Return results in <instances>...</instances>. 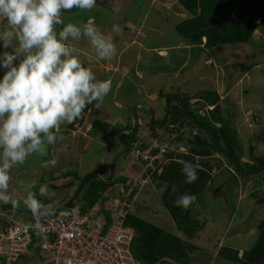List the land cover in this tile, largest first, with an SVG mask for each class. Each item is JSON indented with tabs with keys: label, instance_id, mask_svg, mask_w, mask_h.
Here are the masks:
<instances>
[{
	"label": "rangeland",
	"instance_id": "1",
	"mask_svg": "<svg viewBox=\"0 0 264 264\" xmlns=\"http://www.w3.org/2000/svg\"><path fill=\"white\" fill-rule=\"evenodd\" d=\"M100 1L105 6H96L91 10L76 9L74 14L69 13L68 10V13L62 11L63 24L58 25L56 30L61 31L67 23L81 26L85 23L84 16L87 15L104 34L112 36L117 53L110 60L98 59L87 38L81 37L79 41L69 38L76 48H81L83 55L80 56L78 50L79 58L87 67L92 68L97 79L112 81L111 91L99 108L94 105L93 113L92 111L83 113L79 118L80 122L76 120L72 124L64 123L61 124L58 132L53 130L58 136L66 139L58 140L54 145H48L47 154H33L23 165L13 169L10 191L16 203L0 202V222L5 220L7 214H11L15 220H26L27 215L20 209L29 211L24 204V199L27 196L25 187L30 183L36 185L32 191L39 199L48 201L52 207H57L66 199L68 201L75 193L86 173L100 170L108 175L112 160L124 147L115 139L108 136L105 138L103 134L90 129V124L96 119L108 122L110 125L115 123L118 126H125L127 124L131 128L133 125L131 109L136 103H145L152 109L153 122L157 126L165 114V102L169 96L174 95L187 101L197 92L213 90L219 95L217 102L205 106L201 104L200 99L192 100L190 103L193 112L199 116L209 115L210 111H217L215 106L218 105L219 113L229 121L227 123L237 133L239 149L235 153L240 157L241 167L250 165V155H264V104L263 107L259 106L264 98V53H261V49H264V40H261L263 35L261 30L253 33L254 41L251 44L222 46L211 50L201 49L195 45H189L177 33L175 25L188 16L181 10L176 0H121L116 12L109 9L112 7L107 2L109 0ZM176 10L179 12L175 13ZM113 25L120 26L119 34L112 31ZM2 51L4 49H1L0 53ZM94 59H97L100 64L95 63ZM257 63V67H254ZM109 67L115 70L111 69L108 72ZM0 70V79H2L6 70L3 68ZM224 82L226 84L223 86ZM136 113L139 128L135 141L130 149L117 160L113 175L115 182L99 201L100 204L97 205L99 210H94L93 207L90 211L93 217L90 216L100 225L105 222L104 214H112L116 200L121 198L120 192L123 186L119 177L123 176L131 181L142 167L134 151L147 145L150 134L156 133L162 137H166V134L171 137L172 134L169 131H162L164 127L157 129V132L146 129V125L150 124V114L144 106H137ZM74 125L77 126L74 127ZM195 130L206 138L202 129ZM71 132L72 138L69 134ZM65 144L67 151L62 148ZM250 148L254 151H250ZM215 156L218 155L215 154ZM54 157H58L57 164L54 167H44L45 162ZM221 159L228 165L227 161ZM209 160L205 157L200 161H204L211 167ZM225 175L223 171L218 177ZM255 177L264 182V170L248 176L249 179ZM254 182L251 180L249 184L252 185V189ZM44 184L56 193L53 198L48 199L39 195V188ZM153 190L146 191L147 193L142 196L139 206L134 211L141 218L150 219V222L160 227V211H164V208ZM207 190L198 196L199 204L197 202L194 206L195 211L204 210L203 215H200L201 218L206 216L205 218L208 219L204 229L199 232V237L203 242L206 238L212 244H217L220 240L223 244L219 252L221 249L225 252V247L230 248L224 236L226 220L230 217L232 208L223 204L225 207L220 209L218 206L220 200L215 202L205 200L208 198ZM200 201L208 205L205 207ZM257 220H264V214L260 215L259 209L254 210V214L249 216L242 226V231L247 232ZM246 236L244 244H249L248 246L251 247L258 233ZM204 253L200 252L201 257L197 259L196 264H205L210 252L206 250ZM219 258L226 260L222 254ZM219 258L216 262L214 259L212 264H233L228 263V260L218 263ZM24 264H29V261Z\"/></svg>",
	"mask_w": 264,
	"mask_h": 264
},
{
	"label": "trees",
	"instance_id": "2",
	"mask_svg": "<svg viewBox=\"0 0 264 264\" xmlns=\"http://www.w3.org/2000/svg\"><path fill=\"white\" fill-rule=\"evenodd\" d=\"M181 10L187 14V18L182 19L175 25V29L179 36L189 45L199 46L203 43L205 49L219 48L222 46L232 45H244L253 43V33L257 30H261L263 35L264 28V0H176ZM100 0H96V4L102 5ZM75 8L68 10L70 13ZM67 12V11H65ZM262 39L264 40V36ZM263 53H264V49ZM84 66L87 67L86 64ZM219 96L213 90L206 92H197L193 97H189L187 101L181 99V102L176 101L172 104L169 111L167 123L163 126L162 131H169L175 134L174 138H171L166 134L163 137L165 142L172 145V148L168 150L166 154V162L160 166V172L156 170L147 172L145 175L148 180L147 185L141 190V195L138 198L136 206L125 219V225L132 227L135 231V237L132 243V253L136 260L141 264H166L162 260L164 258L174 261L177 264H189V254L192 253L196 247L190 244L187 240H194L198 238L199 232L204 229L207 218H201V214L204 211H195L194 206L198 202V196L204 193L206 189L210 192L214 198H219L221 192L220 187L213 189V172L220 170L223 167V158L228 162L229 168H232L233 172L240 177L249 179L248 176L241 174L237 171L228 157L234 158L238 163L240 157L236 155V151L239 149L238 136L235 130L229 126V121L219 113L218 105L216 110L210 111L209 115L199 116L193 112L190 107V101L193 99H200L201 104L212 105L216 103ZM96 102L88 105L83 113L93 110ZM184 105L195 115L199 123L209 128L216 136L220 143L221 151H218L215 147L212 137L206 134V138L202 137L197 130V127L188 117ZM202 104V105H203ZM93 113V111H92ZM255 118V116H254ZM81 121V119H77ZM218 125V126H217ZM90 129L96 133L103 134V137H109L115 139L116 142L126 146L130 139L132 127L129 125L118 126L110 125L108 122L101 120H93L90 124ZM199 129V128H198ZM149 131L157 132L153 128H148ZM195 131V133H194ZM171 134V135H172ZM157 134H150L149 139L155 137ZM135 141V140H134ZM134 143V142H133ZM182 147L184 152H177V149ZM253 152V148L250 149ZM217 154L218 156H215ZM250 155L254 160L252 164H247L243 168L245 171L255 169L257 166L264 164V155ZM208 157L209 164H206L203 160ZM185 161L198 164L197 176L198 179L193 183H188L186 176L182 172V168ZM120 182L123 187L126 186L128 179L120 176ZM257 192L260 194H253L255 203L264 205V182L257 180ZM115 180L105 181L97 175L90 176L79 196L69 205V207H77L82 213L90 214L92 208L99 210L97 205L99 201L103 199L104 194L108 189L112 187ZM254 182V185L256 184ZM153 188H152V187ZM154 189L155 195L158 196L160 205L164 208V212L174 222L180 236L173 235L164 231L160 227L154 225L148 219L141 218L135 213V209L139 206L142 196L146 194L147 190ZM210 190V191H209ZM158 191V192H157ZM263 191V192H261ZM207 192V193H208ZM194 195L196 199L187 207L177 206L176 200L181 195ZM120 197L122 194L120 192ZM39 199V197H37ZM120 198V199H121ZM118 199V200H120ZM205 199V198H204ZM41 200V199H39ZM207 200V199H205ZM67 201V199H66ZM115 201V200H114ZM117 201V200H116ZM43 204H49L48 201H42ZM64 202V201H63ZM62 202V203H63ZM205 205L204 201H200ZM199 204V202H198ZM63 205V204H61ZM219 206V204H218ZM220 208V206H219ZM102 211V209L100 208ZM105 222L107 224L111 218V213H106ZM203 215V214H202ZM92 216V215H91ZM93 217V216H92ZM11 214H7L5 220L0 222L5 225L9 221ZM13 219V218H12ZM15 220V219H13ZM24 223H31L32 220L27 216L26 220H18ZM258 237L253 245L239 252L232 248H224V251L219 252L227 260L234 264H259L264 257V220L259 221L257 225ZM184 238L186 240H182ZM39 237L36 233L32 234V241L29 245V254L12 264H24L29 261V264H34L44 259V254L38 246ZM1 264H5L4 259H0Z\"/></svg>",
	"mask_w": 264,
	"mask_h": 264
},
{
	"label": "clouds",
	"instance_id": "3",
	"mask_svg": "<svg viewBox=\"0 0 264 264\" xmlns=\"http://www.w3.org/2000/svg\"><path fill=\"white\" fill-rule=\"evenodd\" d=\"M94 7L96 0H0V21H6L0 29V48L4 49L0 68L6 70L0 79V202L16 203L10 191L13 169L33 154H47L48 145L66 139L56 134L61 124H72L93 102L99 108L111 91L112 81L97 79L67 41L85 37L98 59L110 60L117 53L112 36L92 20L56 30L63 24L62 11ZM112 31L119 34L120 26L113 25ZM62 148L67 151L66 144ZM57 162L54 157L44 167ZM197 168L198 164L184 162L182 172L188 183L198 179ZM35 187L34 183L25 187L24 204L36 220L39 235L41 219L51 213L32 191ZM39 195L51 199L56 193L44 184ZM195 199L184 194L176 204L187 208Z\"/></svg>",
	"mask_w": 264,
	"mask_h": 264
},
{
	"label": "built area",
	"instance_id": "4",
	"mask_svg": "<svg viewBox=\"0 0 264 264\" xmlns=\"http://www.w3.org/2000/svg\"><path fill=\"white\" fill-rule=\"evenodd\" d=\"M174 137L172 134L171 138ZM170 148L172 145L156 135L145 147L134 151L142 167L122 188V198L116 201L105 225H100L77 207L69 206L41 219L39 235L34 227L35 219L24 223L9 218L5 225H0V259L3 258L5 264H12L27 256L32 234L36 233L44 259L34 264H141L132 253L135 231L125 225V219L148 183L145 175L155 170L160 172V166L167 163L166 154ZM178 151L184 149L179 147Z\"/></svg>",
	"mask_w": 264,
	"mask_h": 264
},
{
	"label": "crops",
	"instance_id": "5",
	"mask_svg": "<svg viewBox=\"0 0 264 264\" xmlns=\"http://www.w3.org/2000/svg\"><path fill=\"white\" fill-rule=\"evenodd\" d=\"M107 2L109 5H111L113 7V8L110 7L109 9H113L112 11L116 12L115 10L118 8V5L122 1L121 0H109ZM96 6L101 7V6H105V5L96 4ZM76 9L77 8H75L71 12L74 14L75 13L74 11H76ZM177 12H179V11L176 10L175 13H177ZM82 17H83V13H82ZM84 17L86 18L84 21L85 23H87L89 20H92V18L90 16L86 15ZM4 23H6V21H0V29H2L4 27ZM67 24H69V23H67ZM76 25H78V24H76ZM63 27H62V29H63ZM67 43L69 44V46L76 49V53L79 50V52H78L79 55L80 56L83 55V51H81V48L80 49L76 48L75 45L73 44L74 42H72L71 40H68ZM199 47L201 49H205L203 47V43ZM1 49L2 48H0V50ZM261 53H263L262 49H261ZM94 62L100 64V62L97 59H94ZM257 65H258V63L255 64L254 67H257ZM107 69H108V72H110L109 70H111V69L113 71L115 70V68H113V67H109ZM225 84L226 83L224 82L223 86ZM193 100H195V99H193ZM263 104H264V98L260 101L259 106L263 107ZM190 105H191V103H190ZM191 108H192V105H191ZM259 110H260V108H259ZM76 126L77 125H74V127H76ZM69 134L72 138L73 137L72 132ZM254 149L256 150V147H254ZM254 149H253V151H254ZM254 156H256V155H254ZM249 158H250L249 162H250V164H252L254 162V160L251 158V156H249ZM223 171H225L226 175L224 177H222V176L218 177L219 174ZM213 173L214 174L212 177L213 178V181H212L213 186L212 187H213V189L220 187L221 192H220V195L218 196L219 198H214V196L210 192L206 193L207 194L206 196H208V198H206V199L207 200L209 199L210 202H213V201L215 202L216 200H220L219 201L220 209L225 207V205H223V204H226V206H229L232 208V213H231L230 217H228L226 220V227H225L226 229H225L224 240L227 241V245H229L230 248L237 250L239 252L238 256H240L243 250L249 248V246H248L249 244H247V245L244 244V241L246 240V237H247L246 235L251 234V233L257 234V231H256L257 225H258L257 223H259L260 220L259 221L257 220L256 223L253 224V226H250V228L247 230V232L242 231V226L245 224V222H247L249 216L252 213L254 214V210L259 209L260 215L264 214V205L255 203V200L253 198L254 193H256L257 195L260 194V191L257 192V188H259V187H257V183H256L255 178L246 179L244 177H240L239 175L235 174L232 171V169L229 168V166L226 163H223V167L220 170H215ZM251 180H254L256 183L254 185L253 189L251 188L252 185H249L251 183ZM65 202H66V200L62 204L64 205ZM229 202H230V205H229ZM46 206H47L48 210L50 211V210L55 209L57 207H60L62 205L60 204L57 207H52L50 204H46ZM239 216H240V218H238ZM0 225H2V224L0 223ZM160 228L163 229L164 231H167L170 234L180 236V233L178 232L174 222L168 216V214L164 211H160ZM181 239L183 241L186 240L184 238H181ZM187 241L196 247V249L192 253L189 254V264H196L197 259H199L201 257L200 252L204 253V251L206 252V250H208L210 253L207 255L208 259L205 262V264H212L214 259H215V262H216V260H218L219 249H220V246L223 244V243L221 244L220 240L217 242V244L210 243L209 241L206 240V238H205V241L203 242L202 238H200V237H198L194 240H187ZM198 243L202 244V246H199ZM214 254H216V255H214ZM226 260L219 258L218 263L219 262H225ZM162 261L166 264H177L174 261L166 259V258H164ZM228 263H232V262H230L228 260Z\"/></svg>",
	"mask_w": 264,
	"mask_h": 264
},
{
	"label": "water",
	"instance_id": "6",
	"mask_svg": "<svg viewBox=\"0 0 264 264\" xmlns=\"http://www.w3.org/2000/svg\"><path fill=\"white\" fill-rule=\"evenodd\" d=\"M171 100H177V101H180L181 102V98L180 97H172V96H169L167 99H166V104H165V114L163 116V121L156 127V129L158 128H161L163 126V124L166 122L167 120V117L169 115V110H170V102ZM137 106H144V108H147L148 111H149V114H150V126H153V111L152 109L145 103H136L133 105L132 109H131V113H132V121H133V125H132V132H131V136H130V139L129 141L127 142L126 146L124 147V149L122 151H120L115 157L114 159L112 160V163H111V168H110V171H109V174L106 175L104 173H102L100 170H93L89 173H86L82 179H81V182L77 188V190L75 191V193L68 199V201L60 206V207H57L55 209H52L50 210L49 212L51 213L50 215L52 214H55L61 210H63L64 208L68 207L80 194V192L82 191L87 179L90 177V176H94V175H97L99 176L100 178L104 179L105 181H110L112 178H113V175H114V170H115V167H116V162L117 160L123 156L129 149L130 147L133 145V142L135 140V137L137 135V132H138V127H139V123H138V119H137V113H136V107ZM184 108H185V111L188 115V117L190 118V120L194 123V125L197 127V128H200L202 129L204 132H206L207 134H209L212 139H213V142L215 144V147L217 148L218 151H221L222 152V149L220 147V143L218 141V139L216 138V136L213 134V132L209 129V128H206L204 126H202L198 119L195 117V115L191 112L190 109H188L186 107V105H184ZM229 161L232 163L233 167L239 171L241 174L243 175H246L248 173H251V174H256L262 170H264V164L258 166L256 169H253V170H250V171H245L243 170V168L240 166V164L232 157H228ZM24 214H26L31 220L34 219L32 213L30 211H26V210H21ZM259 264H264V257L261 259V261L259 262Z\"/></svg>",
	"mask_w": 264,
	"mask_h": 264
},
{
	"label": "flooded vegetation",
	"instance_id": "7",
	"mask_svg": "<svg viewBox=\"0 0 264 264\" xmlns=\"http://www.w3.org/2000/svg\"><path fill=\"white\" fill-rule=\"evenodd\" d=\"M165 97V96H164ZM172 97H176V96H174V95H172ZM177 100H171V102H170V109H171V106H172V104L174 103V102H176ZM179 102V101H178ZM170 111V110H169ZM169 116V115H168ZM167 119H168V117H167ZM163 121V118L160 120V123ZM154 123V122H153ZM159 123V124H160ZM167 123V120H166V122L163 124V126L165 125ZM159 124H157V126L159 125ZM157 126H155L154 124H153V126H150V124L149 125H146V129H148V128H153L154 130H157V129H155ZM162 126V127H163ZM139 128V127H138ZM158 129H160V128H158ZM162 129V128H161ZM132 132V131H131ZM136 138V137H135Z\"/></svg>",
	"mask_w": 264,
	"mask_h": 264
}]
</instances>
